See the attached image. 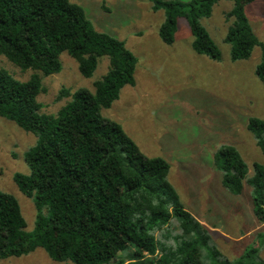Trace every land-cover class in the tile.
<instances>
[{"label":"trees","instance_id":"trees-1","mask_svg":"<svg viewBox=\"0 0 264 264\" xmlns=\"http://www.w3.org/2000/svg\"><path fill=\"white\" fill-rule=\"evenodd\" d=\"M153 1L154 10H166L159 29L165 43L174 41L178 20L185 17L195 35L193 49L220 59L219 47L200 23L220 0ZM232 1L225 13L231 58L248 59L261 46L255 72L264 85V42L246 13L255 0ZM63 52L78 61L84 76L93 75L102 56L109 57V69L94 90L62 87L58 99L69 100L57 113H45L38 100L46 91L41 73L59 72ZM0 54L22 70L35 71L20 80L0 68V116L37 136L24 156L30 172L14 175L21 192L34 199L35 228L26 229L17 197L0 190V259L42 247L59 262L111 264L134 245L135 259L118 264H264L258 248H247L238 258L218 249L209 230L182 204L169 180V162L147 155L119 122L103 116L101 109L110 107L125 85L135 84L138 58L123 40L97 29L81 5L0 0ZM247 127L264 153V119L251 117ZM214 163L232 194H241L245 183L251 186L255 216L264 223V166L255 162L250 175L232 144L217 149Z\"/></svg>","mask_w":264,"mask_h":264},{"label":"rangeland","instance_id":"rangeland-1","mask_svg":"<svg viewBox=\"0 0 264 264\" xmlns=\"http://www.w3.org/2000/svg\"><path fill=\"white\" fill-rule=\"evenodd\" d=\"M72 1L85 9L97 29L123 40L138 58L135 84L125 85L119 98L101 109L103 116L119 122L147 155L169 162V180L182 204L209 230L218 249L238 258L245 249L258 248L264 258V223L255 216L251 186L245 183L241 194H232L214 163L217 149L232 144L245 158L250 175L255 173V162L264 166V153L247 127L251 117L264 119V85L255 72L262 48L257 45L248 59L232 60L231 44L225 41L230 25L225 13L233 1L220 0L210 16L200 18L220 49L218 60L193 49L195 35L185 17L178 20L174 41L165 43L159 29L166 10H154L153 0ZM246 13L264 42V0L248 4ZM60 59L59 72L41 73L46 91L38 100L45 113H57L69 100L58 99L62 87L94 90V82L109 69L108 56L99 58L90 77L80 72L78 61L67 52ZM0 68L20 80L35 72L22 70L1 54ZM36 140L34 133L0 116V190L17 197L28 231L35 228L37 209L34 199L21 192L14 175L30 172L24 156ZM169 230L175 232L174 227ZM134 251V245H128L111 264L134 260ZM205 260L211 262L208 257ZM0 264L73 263L56 261L38 247L26 255L0 259Z\"/></svg>","mask_w":264,"mask_h":264}]
</instances>
